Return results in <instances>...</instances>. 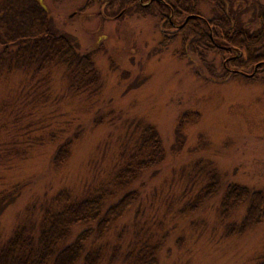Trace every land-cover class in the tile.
<instances>
[{"label": "rangeland", "instance_id": "rangeland-1", "mask_svg": "<svg viewBox=\"0 0 264 264\" xmlns=\"http://www.w3.org/2000/svg\"><path fill=\"white\" fill-rule=\"evenodd\" d=\"M37 1L78 52L91 57L99 89L72 88L59 66L36 76L0 74V245L17 228L41 222L62 190L76 199L117 190L113 175L122 154L133 152L142 124L157 131L164 157L132 185L138 199L130 211L95 241L104 252L101 264H124L134 241L160 242L158 264L264 261V220L231 233L249 202L222 216L229 186L264 192V71L249 79L229 68L236 52L190 56L181 35L172 41L159 30L161 19L134 5L121 14L117 1ZM196 1L195 14L219 17L213 0ZM226 1L233 22L255 27L264 0ZM73 134L79 139L55 168V152ZM213 173L215 193L193 210Z\"/></svg>", "mask_w": 264, "mask_h": 264}, {"label": "trees", "instance_id": "trees-1", "mask_svg": "<svg viewBox=\"0 0 264 264\" xmlns=\"http://www.w3.org/2000/svg\"><path fill=\"white\" fill-rule=\"evenodd\" d=\"M116 1L122 7L128 3L129 7L134 5L141 12L147 11L141 8L137 0L104 2L115 4ZM213 1L221 13L218 18L209 21V26L213 29V39L224 48L214 46L207 27L195 19L190 20L172 41L181 35L184 50L190 56L203 60L210 53L225 57L236 52L237 56L227 58L228 67L235 70H254L255 65L264 64V8L257 12L258 17L252 21L257 23L255 27L246 28L240 21L233 22L231 16L226 15V0ZM176 3L174 17L179 21L184 15H194L197 9L196 0H175ZM155 8L159 12L157 4ZM160 13L165 14V10L161 9ZM72 40L60 33L48 17L46 7L37 0H0L1 75L24 72L28 76L33 73L36 76L59 66L66 69L72 88L96 92L99 89V76L94 63L89 55L78 52ZM204 65L207 70L215 71L212 66ZM222 70L227 77L230 74L237 77L236 72L232 74L224 68ZM136 128L138 134L134 150L129 155L122 154L125 159L113 175L117 190L112 193L107 190L95 191L81 199L73 198L67 190L58 192L53 200V208L44 212L41 222L17 228L11 239L0 245V264H101L104 252L100 246H95V241L110 232L111 227L130 211L138 199V192L132 185L147 172L156 170L164 157L157 131L150 125L138 124ZM177 133L180 134V131ZM78 139L79 135L73 134L58 147L52 158V166L59 168L65 163L72 143ZM215 175L209 174V183L204 193L197 196L193 210L197 209L200 199H207L215 193ZM117 191L122 195L115 196ZM246 201L249 202L247 215L239 226L232 228V234L242 233L264 220V192L250 193L241 186L226 189L222 199V216ZM74 234L75 238L72 239ZM133 244L132 251L123 260L124 264H158L157 245L160 242L153 246L144 242L140 246L138 241ZM259 264H264V261Z\"/></svg>", "mask_w": 264, "mask_h": 264}, {"label": "flooded vegetation", "instance_id": "flooded-vegetation-1", "mask_svg": "<svg viewBox=\"0 0 264 264\" xmlns=\"http://www.w3.org/2000/svg\"><path fill=\"white\" fill-rule=\"evenodd\" d=\"M104 1L105 0H102V3H108ZM137 1L140 4L141 8H143L144 10H147L145 12L150 13V15L155 14V16H157L159 19L162 20V22L159 25V30L162 32L163 35L174 38V36L178 34V32L182 30L184 26H186V24L192 19H195L198 22L204 24V26H207L208 35L210 34L211 27L209 26V21L206 20L204 17L200 16L199 14L197 15V13L196 14L194 13V15L190 14V15L184 16L181 21H179V19H175L174 16L176 15V12L174 8H176V6L178 5V3L175 4V0H137ZM155 4H157L158 8H160V9H157L159 10V12L155 10L156 9ZM123 9L124 10L121 12V14H124L129 9V4L127 3L123 7ZM161 9L165 10V14L160 13ZM192 16H196V17L190 18L186 22V19ZM209 37L211 39V42L214 43L213 44L214 46L216 47L222 46L220 48H224V46L221 43H218L215 41V39H213V33L209 35ZM261 70L264 71V64L259 63V65H256V67L254 68L253 72L249 74V76L251 77H249L248 74H246L245 72H242L239 70H238V74H241L243 77H246L249 79H254V76L256 75V73L260 72Z\"/></svg>", "mask_w": 264, "mask_h": 264}, {"label": "water", "instance_id": "water-1", "mask_svg": "<svg viewBox=\"0 0 264 264\" xmlns=\"http://www.w3.org/2000/svg\"><path fill=\"white\" fill-rule=\"evenodd\" d=\"M193 17H196V16L188 17V18L186 19V22H187L190 18H193ZM249 77H251V76H249Z\"/></svg>", "mask_w": 264, "mask_h": 264}]
</instances>
